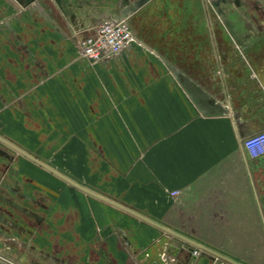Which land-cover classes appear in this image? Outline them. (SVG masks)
<instances>
[{
	"label": "crops",
	"instance_id": "0c3cea01",
	"mask_svg": "<svg viewBox=\"0 0 264 264\" xmlns=\"http://www.w3.org/2000/svg\"><path fill=\"white\" fill-rule=\"evenodd\" d=\"M46 1L55 19L26 21V63L0 37V138L38 161L0 140V251L31 264H164V250L179 264H264V156L244 146L264 130V0H240L252 18L189 21L195 35L133 30L138 43L95 66L80 38L164 0Z\"/></svg>",
	"mask_w": 264,
	"mask_h": 264
},
{
	"label": "rangeland",
	"instance_id": "374dc122",
	"mask_svg": "<svg viewBox=\"0 0 264 264\" xmlns=\"http://www.w3.org/2000/svg\"><path fill=\"white\" fill-rule=\"evenodd\" d=\"M62 1L67 2L70 0ZM205 1L206 8L204 12V1L202 0H164L165 7H162L158 11L159 14L156 16H154L156 10H153L154 12H152L151 10H148L149 7L144 8L142 11H140V20L139 22H134V27L132 26V29L134 31H137L138 34L146 35L147 37L150 35H157L156 31L158 30L161 31V33H158L159 35L190 36L195 35L193 32L195 28L194 26L190 25L189 21H198L205 18H207L208 20L252 18V16H250L252 15V11H248L250 9L247 10V7H245L246 2L245 5H242V2L239 0V11L234 13L232 11H229V3H232L233 5L234 0H232V2L230 0H223L224 4L221 5L219 2V6L216 4L215 0ZM73 2H77V6L80 7V5L84 6L89 2H95L102 5H113L116 2L117 4L121 3L122 0H73ZM123 2H125V0ZM47 3L48 1L46 0H0V37H12L17 48L24 46V50L22 51L20 49V51L23 54L21 56L25 58V63L26 21L36 22L42 19H55L54 10H51L52 8L46 6L48 5ZM247 11L250 15L247 13ZM71 14L72 13H66L68 17ZM157 22H160L159 26H156ZM212 30L215 31L218 30V28L213 27ZM222 30L227 32L230 29L222 28ZM234 30L236 29L234 28ZM206 31L208 35L211 34L210 28L207 27ZM224 35H228V33H224ZM16 68L22 67L16 65ZM21 76L22 77H17L16 79L14 92L15 99L18 101L22 100L20 102L21 107L15 108L17 110L16 114L18 115H22L21 113L26 114V75ZM9 87L8 89H10ZM23 99L25 101H23ZM5 106L6 105H0V115L6 109ZM22 128L23 126H19L18 124H5L2 132L6 135L8 134L10 137L13 136V138L15 139H23L24 137H26V133L22 130Z\"/></svg>",
	"mask_w": 264,
	"mask_h": 264
},
{
	"label": "built area",
	"instance_id": "2783aa9c",
	"mask_svg": "<svg viewBox=\"0 0 264 264\" xmlns=\"http://www.w3.org/2000/svg\"><path fill=\"white\" fill-rule=\"evenodd\" d=\"M131 15L122 17H108L101 21L94 31L80 38L76 43V52L80 59L95 66L106 63L118 57L133 43H138L136 35L130 25ZM244 146L248 155L257 159L264 156V130L248 136L244 140ZM180 191L171 192L172 196H178ZM170 246V245H168ZM203 253L201 248L192 250V257L197 258ZM161 262L164 264H179L176 255H172L168 250L159 252ZM1 264H31L14 259L0 251ZM212 264H226L220 258H215Z\"/></svg>",
	"mask_w": 264,
	"mask_h": 264
},
{
	"label": "water",
	"instance_id": "95a60500",
	"mask_svg": "<svg viewBox=\"0 0 264 264\" xmlns=\"http://www.w3.org/2000/svg\"><path fill=\"white\" fill-rule=\"evenodd\" d=\"M0 140L3 141V142H6V141H4V140L1 139V138H0ZM6 143L9 144V145H11L12 147H14L17 151H19V152L22 153L23 155H26V156L30 157L31 159L37 161V160H36L35 158H33L32 156L26 154V152H24L23 150H21V149L15 147L14 145H12V144H10V143H8V142H6ZM37 162H38V161H37ZM168 232H170V234H172V235L178 237V236H177L176 234H174L173 232H171V231H169V230H168ZM173 246H174V245H173ZM223 259L229 260V259H227V258H225V257H223ZM230 261H231V260H230ZM232 262L235 263L234 261H232ZM235 264H237V263H235Z\"/></svg>",
	"mask_w": 264,
	"mask_h": 264
},
{
	"label": "trees",
	"instance_id": "16d2710c",
	"mask_svg": "<svg viewBox=\"0 0 264 264\" xmlns=\"http://www.w3.org/2000/svg\"><path fill=\"white\" fill-rule=\"evenodd\" d=\"M130 25H131V27L133 26V25H132V21H130Z\"/></svg>",
	"mask_w": 264,
	"mask_h": 264
}]
</instances>
